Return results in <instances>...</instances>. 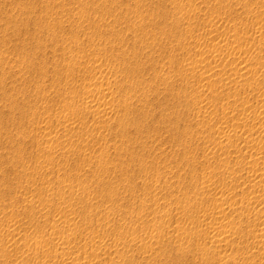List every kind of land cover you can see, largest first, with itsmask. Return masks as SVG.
Here are the masks:
<instances>
[{
	"label": "rangeland",
	"instance_id": "1",
	"mask_svg": "<svg viewBox=\"0 0 264 264\" xmlns=\"http://www.w3.org/2000/svg\"><path fill=\"white\" fill-rule=\"evenodd\" d=\"M263 112L264 0H0V264H264Z\"/></svg>",
	"mask_w": 264,
	"mask_h": 264
},
{
	"label": "bare ground",
	"instance_id": "2",
	"mask_svg": "<svg viewBox=\"0 0 264 264\" xmlns=\"http://www.w3.org/2000/svg\"><path fill=\"white\" fill-rule=\"evenodd\" d=\"M263 113H264V112H263ZM220 231H221V230H220ZM223 231H225V230H223ZM222 233H223V232H221L220 234L222 235ZM218 235H219V234H218ZM221 235H220V237H223V238L226 237V236L224 237V236H221ZM224 235H226V234H224ZM75 261H76V260H75ZM72 262H73V260L71 261V263H72ZM76 262H77V261H76ZM67 263H68V262H67ZM67 263H66V264H67ZM71 263H70V264H71ZM77 263H78V262H77ZM77 263H76V264H77ZM73 264H75V263H73ZM78 264H79V263H78Z\"/></svg>",
	"mask_w": 264,
	"mask_h": 264
}]
</instances>
